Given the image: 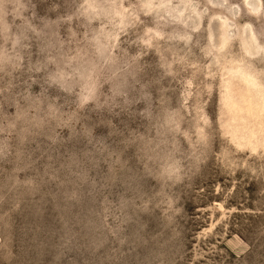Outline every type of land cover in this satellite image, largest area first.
Segmentation results:
<instances>
[{
  "label": "clouds",
  "instance_id": "obj_1",
  "mask_svg": "<svg viewBox=\"0 0 264 264\" xmlns=\"http://www.w3.org/2000/svg\"><path fill=\"white\" fill-rule=\"evenodd\" d=\"M145 99L140 172L85 204L38 138ZM0 137V264H264V0H0Z\"/></svg>",
  "mask_w": 264,
  "mask_h": 264
},
{
  "label": "rangeland",
  "instance_id": "obj_2",
  "mask_svg": "<svg viewBox=\"0 0 264 264\" xmlns=\"http://www.w3.org/2000/svg\"><path fill=\"white\" fill-rule=\"evenodd\" d=\"M164 83L168 85V81ZM173 88L178 89V86L173 85ZM149 90L153 93L151 103L155 115L159 111V97L154 88ZM32 91L35 93L39 88L33 86ZM165 96L171 98V107L178 106V90H169ZM148 106V100H141L119 117L110 115L106 109L81 113L80 121L75 124L74 129H56L59 135L56 136L54 144L44 137L38 138L41 148L46 152L45 160L59 170L60 178L67 181L69 191L79 188L85 194V204L90 199L87 193L92 190L93 181L96 188L108 184L110 187L105 192L110 190L112 195L116 196L123 191V181L140 172L143 153L140 151L142 142L139 137L155 135L154 130L149 132L155 121L150 122L138 114ZM6 111L11 112L12 109L6 107ZM116 111L119 112L120 109ZM48 135L53 133L48 131ZM25 147L34 149L36 144H26ZM61 165L64 167L61 168ZM221 200L222 196L217 197V203ZM189 211L193 214L191 220L202 224L204 228L213 227L221 215L219 211H213L211 204H202L196 196L192 199ZM224 247L222 241L220 248Z\"/></svg>",
  "mask_w": 264,
  "mask_h": 264
}]
</instances>
